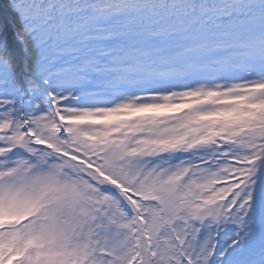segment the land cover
<instances>
[{"label":"snow or ice","instance_id":"6c2138e0","mask_svg":"<svg viewBox=\"0 0 264 264\" xmlns=\"http://www.w3.org/2000/svg\"><path fill=\"white\" fill-rule=\"evenodd\" d=\"M0 264H264V0H0Z\"/></svg>","mask_w":264,"mask_h":264}]
</instances>
